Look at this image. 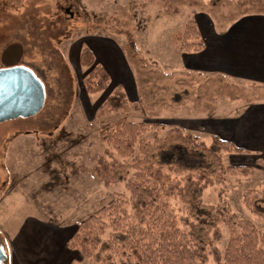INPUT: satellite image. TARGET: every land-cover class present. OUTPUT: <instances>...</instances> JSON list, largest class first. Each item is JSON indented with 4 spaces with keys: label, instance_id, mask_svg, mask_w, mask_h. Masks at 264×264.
Segmentation results:
<instances>
[{
    "label": "rangeland",
    "instance_id": "1",
    "mask_svg": "<svg viewBox=\"0 0 264 264\" xmlns=\"http://www.w3.org/2000/svg\"><path fill=\"white\" fill-rule=\"evenodd\" d=\"M164 1L0 0V69L8 64L26 67L46 89V103L38 115L0 124V246L8 257L5 264H66V256L90 264L80 252L67 250L66 241L80 220L119 194L130 197L126 184L133 173L126 181L113 185L99 179L96 167L109 148L100 137L105 125L125 118L166 126L158 132L161 138L170 129L180 128L198 137L199 142L211 144L212 135L198 121L203 115L191 105L180 112L175 108L161 110L162 101L170 103L176 94L190 97L191 89L179 88L174 81L147 88L151 103L157 104L149 114L124 59L126 40L117 34V27L135 35L140 50L151 63L160 64L169 72L183 68L175 34L190 20L207 25L212 19L202 4L181 8L178 16H166ZM230 11L219 10L218 20L228 18ZM99 43L115 52L110 56L103 49L102 57L96 61L111 66L112 82L106 91L92 94L85 88L89 70L80 65V53L83 47L94 48ZM4 57L8 64L3 62ZM116 88L125 91L127 103L121 110L112 111L105 103ZM259 96L260 100L253 102H264V90ZM244 104L249 102L226 98L218 101L215 108L219 113L230 110L235 114ZM147 137L154 141L152 134ZM234 156L223 153L225 165H232ZM250 159V165L244 168L252 172L227 175L222 185L207 188L203 201L216 205L226 200L239 219L253 222L264 232V219L242 202L245 191L264 187V170L252 167ZM257 165H262V161ZM176 207L184 209L180 204ZM221 229L223 236L216 247L223 251L230 230L226 225ZM212 260L210 264H214Z\"/></svg>",
    "mask_w": 264,
    "mask_h": 264
},
{
    "label": "trees",
    "instance_id": "2",
    "mask_svg": "<svg viewBox=\"0 0 264 264\" xmlns=\"http://www.w3.org/2000/svg\"><path fill=\"white\" fill-rule=\"evenodd\" d=\"M201 4L213 21L218 20L219 10L231 9L228 18L218 20L222 25L244 16L264 15V0H165L164 13L174 17L183 7ZM116 30L126 40L123 55L149 114L157 104L151 103L147 88L170 81L192 93L190 97L176 94L173 103L162 101V111L175 108L180 112L191 105L196 113L207 114L221 99L246 100L249 104L260 100L264 85L241 86L217 75L166 72L145 58L130 30ZM174 43L184 53L200 52L205 47L195 20L175 34ZM3 62L8 64L6 57ZM80 65L89 70L84 81L88 93L107 90L110 73L96 63L90 48L81 49ZM126 103L127 94L116 88L105 106L119 111ZM165 127L123 118L102 128L100 137L109 148L99 159L96 173L104 184L113 185L126 181L132 171L126 184L130 197L119 194L80 220L67 248L80 252L90 264H210L211 258L214 264H264V232L253 222L239 219L226 200L216 205L203 201L207 188L222 185L227 175L252 172L243 166L225 165L223 153L241 155L251 151L216 135L207 145L180 128L158 137ZM148 134L154 137L153 142ZM128 159L129 163L122 162ZM242 202L264 219V187L245 191ZM177 204L184 209H177ZM222 225L230 230L223 251L216 247L223 236ZM70 264L82 263L72 259Z\"/></svg>",
    "mask_w": 264,
    "mask_h": 264
},
{
    "label": "crops",
    "instance_id": "3",
    "mask_svg": "<svg viewBox=\"0 0 264 264\" xmlns=\"http://www.w3.org/2000/svg\"><path fill=\"white\" fill-rule=\"evenodd\" d=\"M207 16L209 17L208 14ZM195 21L205 47L196 53L181 51L183 68L172 72L217 75L236 84H238L237 82L250 83L246 86L264 85V15L244 16L226 25L214 24L212 20L208 21L209 24L213 23L211 26L203 25L198 20ZM90 49L95 54L96 61L97 57L99 59L101 56L100 52L103 49L107 50L110 56L115 54L113 49L105 43L95 44L94 48L90 46ZM98 63L100 62L98 61ZM100 65L109 71L112 80L111 66L108 67L102 63ZM121 66H123L122 63ZM158 66L166 71L160 64ZM122 70L126 71L124 66ZM216 111L214 106L210 113L201 114L203 117L198 119L199 122H202L200 127L212 136L216 135L251 151V154H235L232 165L247 167L250 165L248 158H251L252 167H257V169L260 167L259 170H264V102L244 104L235 114L230 110L226 113ZM259 157L262 165H257ZM67 250L69 249L67 248ZM67 257L69 260L66 261V264H70L72 259L70 260L69 256H66V259Z\"/></svg>",
    "mask_w": 264,
    "mask_h": 264
},
{
    "label": "water",
    "instance_id": "4",
    "mask_svg": "<svg viewBox=\"0 0 264 264\" xmlns=\"http://www.w3.org/2000/svg\"><path fill=\"white\" fill-rule=\"evenodd\" d=\"M46 103L42 81L28 68L12 66L0 69V124L38 115ZM8 257L0 246V264Z\"/></svg>",
    "mask_w": 264,
    "mask_h": 264
}]
</instances>
